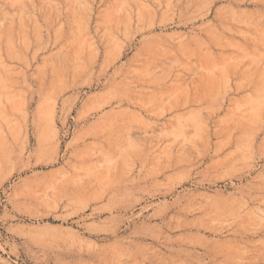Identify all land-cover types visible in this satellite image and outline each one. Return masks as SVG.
I'll list each match as a JSON object with an SVG mask.
<instances>
[{
	"label": "rangeland",
	"instance_id": "rangeland-1",
	"mask_svg": "<svg viewBox=\"0 0 264 264\" xmlns=\"http://www.w3.org/2000/svg\"><path fill=\"white\" fill-rule=\"evenodd\" d=\"M0 264H264V0H0Z\"/></svg>",
	"mask_w": 264,
	"mask_h": 264
}]
</instances>
